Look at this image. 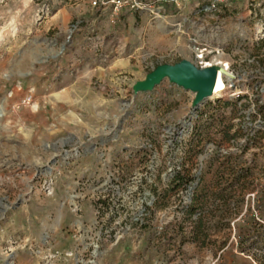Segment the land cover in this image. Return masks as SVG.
<instances>
[{"label": "rangeland", "instance_id": "374dc122", "mask_svg": "<svg viewBox=\"0 0 264 264\" xmlns=\"http://www.w3.org/2000/svg\"><path fill=\"white\" fill-rule=\"evenodd\" d=\"M92 1L0 0V264H264V224L245 213L260 191L264 220V0L184 13L243 92L199 121L169 79L135 90L193 59L182 16L143 0L155 14L112 24Z\"/></svg>", "mask_w": 264, "mask_h": 264}, {"label": "built area", "instance_id": "2783aa9c", "mask_svg": "<svg viewBox=\"0 0 264 264\" xmlns=\"http://www.w3.org/2000/svg\"><path fill=\"white\" fill-rule=\"evenodd\" d=\"M163 2L169 4L174 8L177 15H181V19L174 25V28L180 32L181 34L187 35L188 37V49L191 51L193 59L191 62L196 65L200 69L210 68L217 66L219 67L218 73L223 71L224 73V81L227 86V92L224 95L213 96L209 100H219L218 104L221 102L228 93H231V98L233 100L239 101V105H241V99L243 97V92L239 91L237 88L238 83L241 81L237 72L233 68V64L228 60L227 54L225 50L221 47H217L213 45L209 40L200 36L196 33H186L184 23L188 20V17H183L184 13L187 9L193 8L196 13H216L220 12L222 8H232L236 0H162ZM93 8H96L103 13L107 14L111 13V23L117 24L118 18L120 14L124 10L130 11H149L152 14H155L154 8L152 5H149L147 2L143 0H93L92 1ZM162 11H159L156 14L159 18L164 20L168 19V14H166V10L163 7H160ZM164 10V12H163ZM163 12V14H162ZM126 43L123 42V47H126ZM222 60H219V59ZM225 61V62H222ZM247 100V99H246ZM250 105L253 109L259 107L262 101H258V99L251 100ZM202 107H205V104L199 108V110L193 114V118H196V121L203 119L208 116L207 110L204 112L201 110ZM205 109V108H204ZM193 123L190 122V125ZM190 131V130H188ZM187 131V132H188ZM193 190V188H190ZM260 191H255L249 193L247 195V204L245 213L251 211L255 219L264 224V220L260 218L262 214L256 208V201L259 200ZM249 208V209H248ZM235 223H232L235 228ZM215 264V263H214Z\"/></svg>", "mask_w": 264, "mask_h": 264}, {"label": "water", "instance_id": "95a60500", "mask_svg": "<svg viewBox=\"0 0 264 264\" xmlns=\"http://www.w3.org/2000/svg\"><path fill=\"white\" fill-rule=\"evenodd\" d=\"M219 67L200 69L191 61H181L177 64H162L156 67L146 80L139 82L136 91H151L164 80L169 79L187 91L196 94L192 113H196L214 94V87Z\"/></svg>", "mask_w": 264, "mask_h": 264}, {"label": "bare ground", "instance_id": "6f19581e", "mask_svg": "<svg viewBox=\"0 0 264 264\" xmlns=\"http://www.w3.org/2000/svg\"><path fill=\"white\" fill-rule=\"evenodd\" d=\"M219 60H222L221 58ZM225 62V61H222ZM224 72L220 71L218 73L217 79H216V83H215V87H214V95L215 96H219V95H224L227 92V86L225 84L224 81Z\"/></svg>", "mask_w": 264, "mask_h": 264}, {"label": "crops", "instance_id": "0c3cea01", "mask_svg": "<svg viewBox=\"0 0 264 264\" xmlns=\"http://www.w3.org/2000/svg\"><path fill=\"white\" fill-rule=\"evenodd\" d=\"M58 14H60V12H59ZM58 14H56V15L54 16V18H56V16H58ZM119 43H120V47H123L122 39L119 40ZM120 47H119V49H121V51H123V48H120ZM117 52H118V49H117ZM109 68H110V67H109ZM113 68H114V67H111L110 69L113 70Z\"/></svg>", "mask_w": 264, "mask_h": 264}, {"label": "trees", "instance_id": "16d2710c", "mask_svg": "<svg viewBox=\"0 0 264 264\" xmlns=\"http://www.w3.org/2000/svg\"><path fill=\"white\" fill-rule=\"evenodd\" d=\"M179 179L183 180L184 178L183 177H179Z\"/></svg>", "mask_w": 264, "mask_h": 264}]
</instances>
